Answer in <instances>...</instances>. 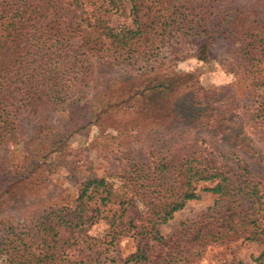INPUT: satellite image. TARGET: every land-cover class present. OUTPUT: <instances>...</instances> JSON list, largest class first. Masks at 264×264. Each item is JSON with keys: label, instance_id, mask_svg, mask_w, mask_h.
I'll return each instance as SVG.
<instances>
[{"label": "trees", "instance_id": "obj_1", "mask_svg": "<svg viewBox=\"0 0 264 264\" xmlns=\"http://www.w3.org/2000/svg\"><path fill=\"white\" fill-rule=\"evenodd\" d=\"M117 1L0 0L1 140L8 142L19 128L20 107L58 113L56 123L34 132L40 144L67 146L70 133L92 123L99 109L78 95L90 73L84 63L91 51L109 62L124 56L130 67L120 77L161 110L150 114L160 126L142 137V142L158 137L148 144L147 156L121 150L112 166L119 189L104 175L86 174L71 203L48 205L22 224L0 219V249H8L9 264H60L68 256V264H83L98 245L109 249L126 235L135 248L122 260L147 264H192L212 244L264 242L262 182L239 158L234 179L227 165L215 161L222 150L199 133L238 137L249 121L223 102V86H203L201 67L177 72L166 58L206 64L219 38L232 45L223 65L255 89L264 85V0ZM125 1L130 24L111 25V12H124ZM144 1L153 4L145 24L139 18ZM247 110V120L264 126V93L256 94ZM17 169L0 158V212L18 200L5 202L3 196L25 174ZM200 189L215 192L213 202L165 237L159 226ZM240 192L250 198L248 204L239 200ZM99 220L107 225L105 235H90L88 227ZM74 250L80 257L71 260ZM252 264H264V248Z\"/></svg>", "mask_w": 264, "mask_h": 264}, {"label": "rangeland", "instance_id": "obj_2", "mask_svg": "<svg viewBox=\"0 0 264 264\" xmlns=\"http://www.w3.org/2000/svg\"><path fill=\"white\" fill-rule=\"evenodd\" d=\"M237 1L241 3L244 0ZM125 2L124 12H111V25L130 24V5ZM248 2L251 3L252 0ZM260 8H263V5ZM152 10L153 4L150 1H144L140 5L139 18L143 24L152 18ZM259 14L263 15L262 12ZM231 46V43L225 40L216 39L213 43V59L206 64L191 57L185 60L166 58L177 72L190 70L195 65L201 67L203 86L224 87L221 97L223 102L225 101L236 114H243V119L249 123H246L243 134L238 137L232 134L228 139H224V134H206L202 129L199 133L222 150L225 156L221 152V155L215 157V161L217 164L227 165L234 179L238 178L239 158L248 163L251 172L262 182L264 190V126L247 120L250 113L248 110V113H244L254 96L264 93V85H258L255 89L247 80L240 76L241 79H238L233 71L223 65L232 49ZM87 56L84 64L90 66V73L86 84L80 87L78 95L83 100H92L95 109H99L98 117L85 128L81 126L70 133L66 140L67 146L58 148L59 144H40L34 137L40 126L56 123L58 113L45 107L39 108L35 113H28L27 108L20 107L19 128L8 142L0 138V158L8 164L19 165L17 170L23 168L25 174L13 180L3 195L7 198L5 202L11 198L18 200L0 212V219L9 218L14 224H22L48 205L71 203L77 193V181L86 174L104 175L119 189L121 179L114 175L112 166L117 163V157L122 155L120 151L131 150L135 155L145 158L148 144L158 140V137H151L142 142L147 130L160 126L150 114L159 115L161 110L157 109L154 103L146 101L142 93L135 91L132 83L123 81L120 77L124 70L130 67V64L124 61L126 58L116 56L111 62L108 58L97 60L92 51ZM184 88L185 86L182 89ZM174 95L168 96L172 98ZM255 125L260 130L258 133L250 127ZM198 192V197L188 199L182 208L174 212L172 218L159 226L165 237L179 229L182 222L194 219L216 196L215 192L209 190L200 189ZM238 198L243 204H248L250 200L241 192L238 193ZM106 230L107 225L103 220L88 227V233L92 236L102 237ZM134 248L135 242L131 236H121L109 249L98 245L83 264H147V260L137 263L122 260ZM154 248L155 246L148 252V257H151ZM263 248L264 242L243 239L233 242L230 247L212 244L203 256L192 264H252V257L258 255ZM89 251L90 249L86 252ZM70 254L71 260L80 257L77 250ZM68 261L69 256L60 264H68ZM0 264H9L8 249H0Z\"/></svg>", "mask_w": 264, "mask_h": 264}]
</instances>
